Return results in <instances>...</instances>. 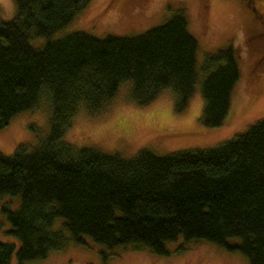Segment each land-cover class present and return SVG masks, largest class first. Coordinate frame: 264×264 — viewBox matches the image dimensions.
Instances as JSON below:
<instances>
[{
	"label": "trees",
	"instance_id": "trees-1",
	"mask_svg": "<svg viewBox=\"0 0 264 264\" xmlns=\"http://www.w3.org/2000/svg\"><path fill=\"white\" fill-rule=\"evenodd\" d=\"M14 2L15 17L0 19V129L46 102L48 134L33 149L0 153V195L18 199L15 209L0 208L5 235L16 240L0 242V264L43 260L81 237L156 256L178 240L202 241L264 264V120L212 148L163 156L124 158L63 141L79 110H101L127 81L137 104L168 89L181 111L200 80V121L219 127L239 80L233 48L197 68V40L180 11L135 36L75 31L52 39L88 0Z\"/></svg>",
	"mask_w": 264,
	"mask_h": 264
},
{
	"label": "rangeland",
	"instance_id": "rangeland-1",
	"mask_svg": "<svg viewBox=\"0 0 264 264\" xmlns=\"http://www.w3.org/2000/svg\"><path fill=\"white\" fill-rule=\"evenodd\" d=\"M176 11L184 15L189 33L197 40V68L205 56L229 46L234 50L239 80L222 125L208 128L200 121V80L181 111L174 109L168 89L148 104H137L130 98L131 83L127 81L101 110L77 112L64 135L66 144L124 158L141 150L163 156L212 148L264 120V0H88L69 23L53 33L52 39L75 31L98 38L135 36L162 24ZM15 15L14 0H0V19L8 21ZM31 42L40 46L43 39L32 37ZM48 115L46 102L15 115L0 129V153L9 156L18 146L27 150L36 147L48 134ZM3 205L15 209L18 199L0 195V208ZM60 223L54 222L53 229L59 230ZM8 230L0 212V242L15 244L13 237L5 235ZM68 239L45 259L24 264H247L240 253L202 241L178 240L166 245L168 255L156 256L130 245L107 248L87 237H81L80 244ZM11 264H15L14 257Z\"/></svg>",
	"mask_w": 264,
	"mask_h": 264
},
{
	"label": "flooded vegetation",
	"instance_id": "flooded-vegetation-1",
	"mask_svg": "<svg viewBox=\"0 0 264 264\" xmlns=\"http://www.w3.org/2000/svg\"><path fill=\"white\" fill-rule=\"evenodd\" d=\"M253 1V0H252Z\"/></svg>",
	"mask_w": 264,
	"mask_h": 264
}]
</instances>
